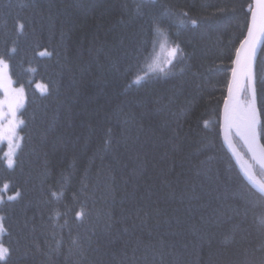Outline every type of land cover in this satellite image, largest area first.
I'll return each mask as SVG.
<instances>
[{
    "label": "trees",
    "instance_id": "1",
    "mask_svg": "<svg viewBox=\"0 0 264 264\" xmlns=\"http://www.w3.org/2000/svg\"><path fill=\"white\" fill-rule=\"evenodd\" d=\"M252 7L0 0V66L25 95L11 166L0 145L2 264H264V196L221 132ZM161 44L179 53L151 69Z\"/></svg>",
    "mask_w": 264,
    "mask_h": 264
},
{
    "label": "snow or ice",
    "instance_id": "2",
    "mask_svg": "<svg viewBox=\"0 0 264 264\" xmlns=\"http://www.w3.org/2000/svg\"><path fill=\"white\" fill-rule=\"evenodd\" d=\"M257 5L256 9L252 12V23L253 26L257 25V18L259 16V30L264 32V0H255ZM195 23V21H193ZM249 39L245 41L248 44V49L244 53L243 59H241L240 50H237V61L238 68L233 69V83L236 84L237 88L240 87L238 80V73L240 76H243L248 81V89L250 92V98L245 100L242 105H230L229 101H225V124L226 127L231 128L235 126L237 128L238 134L243 139L245 145L247 146L249 152L253 154V159H256L257 153L264 155V146L258 144V138L262 132H264V127L260 125V114L256 107V90L252 84V72L251 64L252 59L255 56V43L254 41V28L249 27L248 32ZM241 48H244V44L241 45ZM175 49L173 50V54ZM0 65L7 67L4 64V61L0 59ZM229 97L232 96L233 84L229 85ZM237 108H239V117L237 116ZM239 119V123H237ZM22 123V122H21ZM9 155V166L12 165L13 161ZM261 164V167L264 168V160L258 161ZM7 187V186H5ZM260 189L264 191V183L259 185ZM11 199V197H10ZM2 219V218H0ZM3 228V225L0 224V229ZM7 249L0 245V259H3L7 253Z\"/></svg>",
    "mask_w": 264,
    "mask_h": 264
},
{
    "label": "rangeland",
    "instance_id": "3",
    "mask_svg": "<svg viewBox=\"0 0 264 264\" xmlns=\"http://www.w3.org/2000/svg\"><path fill=\"white\" fill-rule=\"evenodd\" d=\"M174 49L175 53L173 54ZM178 53V50L173 46L166 44L159 45L154 52L150 68H164L165 66L163 65L172 61L178 55ZM262 60L264 62V54ZM39 86L42 87V84L39 83ZM24 100L25 95L23 88L21 86L15 85L7 70L0 66V145H3L5 147V154H10L12 161H14L15 154L20 143V137L18 133L21 126V119L19 117V112L24 104ZM242 104L243 102L241 103V105ZM236 142L244 159L250 162L249 156L247 155L246 151L244 152L240 148L241 142ZM6 157L8 161L9 155H6ZM251 165L253 167V170L255 171L254 165ZM260 177L264 182V176ZM0 224H2L1 219ZM2 231L3 228L0 229V245L6 248L1 242ZM6 255L7 253L5 254L3 259H0V264H2Z\"/></svg>",
    "mask_w": 264,
    "mask_h": 264
},
{
    "label": "water",
    "instance_id": "4",
    "mask_svg": "<svg viewBox=\"0 0 264 264\" xmlns=\"http://www.w3.org/2000/svg\"><path fill=\"white\" fill-rule=\"evenodd\" d=\"M256 7H257V5L255 3V0H253V7H252L251 15H250L249 27L254 28V41L253 42L255 43V49L256 50H255V56L252 59L251 72H252V77H253L252 84L255 87V90H256L255 67H256L257 60L260 56V53L262 51L263 45H264V32H261L259 30V16L257 18V25L253 26V23H252V12H253V10L256 9ZM249 27H248V30L246 32L244 39L242 40L241 44L238 47V49L240 50L241 59H243L244 53L248 49V44H246L245 41L249 39V36H248ZM242 44H244L243 49L241 48ZM236 61H237V51H236V55H235L233 69L239 67L238 64L236 63ZM233 69H232L230 82H229V85L233 84V92H232V96L229 97V91H227L226 100L229 101L230 105H240L243 91H244L246 86L248 87V81L243 76H240L238 73V80H239L240 87L237 88L236 84L233 83ZM228 89H229V86H228ZM249 98H250V92H249ZM256 107H257V110L259 112L258 105H257V96H256ZM237 116L239 117V108H237ZM237 123H239V119H237ZM221 132H222V137H223V140L226 144V147H227L229 153L231 154L234 162L236 163L237 167L239 168L241 174L245 178V180L255 190H257L259 193H261L264 196V191H262L259 187V185L261 183H264V182L262 180H260V178L255 174L254 171H253V173L248 171L246 165L244 164L245 159L239 150V147L236 143V139L239 140L243 144L245 150L247 151V153L250 156L251 162H254L263 171H264V168L261 167V164L258 161L264 160V155H262L261 153L258 152L256 159H253V154L251 152H249V150H248L247 146L245 145L243 139L238 134L237 128L235 126H233L231 128L226 127V124H225V102H224V106H223V110H222V116H221ZM258 144L260 146H264L260 136L258 138Z\"/></svg>",
    "mask_w": 264,
    "mask_h": 264
},
{
    "label": "bare ground",
    "instance_id": "5",
    "mask_svg": "<svg viewBox=\"0 0 264 264\" xmlns=\"http://www.w3.org/2000/svg\"><path fill=\"white\" fill-rule=\"evenodd\" d=\"M244 164L246 165L248 171L253 173V167L247 160L244 161Z\"/></svg>",
    "mask_w": 264,
    "mask_h": 264
}]
</instances>
